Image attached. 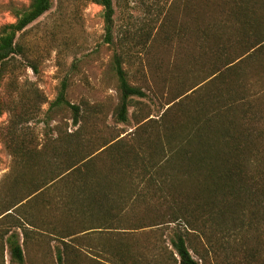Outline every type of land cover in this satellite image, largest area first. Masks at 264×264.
Wrapping results in <instances>:
<instances>
[{
  "label": "rangeland",
  "instance_id": "1",
  "mask_svg": "<svg viewBox=\"0 0 264 264\" xmlns=\"http://www.w3.org/2000/svg\"><path fill=\"white\" fill-rule=\"evenodd\" d=\"M224 1L112 0V44L108 45L104 42L100 6L91 0H51V9L16 36L21 53L0 73V214L24 192L23 187L13 186L15 176L24 174L25 168L12 156L10 139L17 146L22 142L26 149L37 150L82 126L88 151L111 141V145L141 148L145 152L141 155L155 157L161 150L152 147L168 150L171 137L187 131V128H173L177 123L182 125L193 117L214 115L220 98L225 105L228 103L224 91L235 88V84L240 98L253 95V114L249 113L252 123H243L253 134L263 135L260 139L252 138L249 144L257 151V158H250L248 171L264 183V65L246 67L243 82H236L234 78L213 80L221 64L217 61L219 50L228 60L243 51L236 45L238 41L230 29L224 34L226 39L219 43L215 35L225 28L218 32L221 26L207 25L218 23L222 12L215 3ZM28 4V0H0V27L14 23L13 10L24 11ZM259 17L263 22L264 14L260 13ZM202 29L206 33H201ZM114 54L120 56L128 82L146 94L143 99L131 98L126 123L116 120L120 93L112 66ZM63 82L65 100L80 107L82 118L76 127L67 107L48 111ZM168 121L174 131L162 128L163 125L167 128ZM145 141L144 146L148 144L151 149L143 146ZM220 142L223 144L216 146L225 147V142ZM97 156L102 158V153ZM131 159L129 154L128 160ZM169 161L172 160L161 162L162 169L160 166L148 168L151 174L138 167L127 169L115 177L116 180L122 177V186L106 185L112 197L117 194V202L125 204L126 218L117 228L127 229L100 230L68 240L80 255L75 264H110L107 249L115 244H123L128 250L125 263L119 261V264H171L174 250L170 238L173 232L183 231L182 225L167 223L171 210L188 206L190 214L201 224L202 209L195 208L189 200L194 192L191 189L196 185L191 177L165 174L174 167ZM64 183L53 185L47 196L51 199L59 193L67 194L61 188ZM177 192L183 194L181 205L173 204L171 199ZM140 196L146 199L145 203L137 201ZM32 204L0 216V244H4L0 248V264H14L10 262L6 246L10 234L18 236L24 264H56V250L62 247L60 241L49 235V231L43 232L25 223L34 225L41 219L47 224L43 230H47L48 226H60L67 221L60 216L57 201L50 204L56 210ZM110 210L115 213L122 209ZM253 212L251 216L239 217L243 222H239V227L218 217L206 221L204 233L185 236L192 258L198 264H264V208Z\"/></svg>",
  "mask_w": 264,
  "mask_h": 264
},
{
  "label": "trees",
  "instance_id": "2",
  "mask_svg": "<svg viewBox=\"0 0 264 264\" xmlns=\"http://www.w3.org/2000/svg\"><path fill=\"white\" fill-rule=\"evenodd\" d=\"M91 1L102 8L104 42L110 45L112 44L114 15L112 0ZM28 2L26 10H13L14 23L4 24L0 27V73L16 55L21 53V49L16 43V36L49 11L52 6L51 0H28ZM215 7L222 12L218 17V23L207 25L221 26L218 32H222L225 28L221 34L215 35V39L221 43L225 38L224 34L226 35L230 29L234 39L238 41H236V45L242 47L243 51L228 60V57L224 56L225 53L219 50L217 61L221 64L220 68L215 71L216 76L213 80L234 78L236 82H243L242 75L247 70L246 67L253 68L255 64L264 65V21L262 22L263 18L259 17L260 13L264 14V0H225L222 3H215ZM201 33L206 32L202 29ZM122 64L120 56L114 54L112 66L120 93L116 111L118 123L127 122L131 98L143 99L146 97L141 89L128 82ZM33 69L35 70V68ZM65 92L66 84L63 82L55 100L49 104L48 111L54 107H67L71 112L72 125L76 127L82 118L80 107L67 102ZM224 93L227 95L228 103L226 105L220 98L213 111L215 112L214 115L209 113L204 117H193L191 121L182 122V125L177 123L173 128L178 130L187 128V131L185 134H180L181 136L171 137L167 142L168 150L165 147H152L154 150H161L156 153L155 157L141 155L140 153H145L141 148L136 150L123 146L119 147V143L111 145L109 144L111 141L88 151L87 146L84 145L86 140L82 135V126L66 136H58L51 143L37 150L36 148L26 149L22 142L17 146L14 139H10L9 149L12 156L16 158L17 162L21 161L18 164L20 163L22 169L25 168L24 174L15 176L13 186L23 187L24 192L23 196L6 208L0 216L20 206H29L30 203L38 208L40 206L42 209H47L50 204L57 201L56 205L59 207L60 216L62 215L66 219L67 224L60 223V226L53 224L50 228L48 226L47 230H43L47 224L41 219H38L34 225L25 224L43 232L49 231L47 232L49 235H53L60 241L62 247L56 250V264H75L80 255L76 249H72V245L67 242L68 240H72L80 234L86 235L95 231L100 232V230L102 232H122L127 229L117 228L122 226L125 221L126 211L123 208L125 204L122 203L123 201L117 202V194L112 197L113 194L106 185L122 186L124 183L121 182L122 177L118 180L115 177L118 174L123 175V171L138 167L140 171H147L151 174L148 168L154 169L160 166L161 162L170 159L173 162L167 163H172L174 167L171 168V171L166 170L165 174L175 177L177 175L191 177L196 185L195 189H191L194 192L192 197L189 196V200L194 202L195 208L202 209L199 214L201 224H198V221L190 214L188 206H184L185 210L188 207L187 212L183 207L177 206L171 210L170 221L167 223L182 225L183 230L173 232V236L170 238V245L174 250V255L171 254V264H198L190 255L185 236L193 233H204L206 221L209 222V220L218 219V217L223 220H230L239 227V222L243 223L239 217H243L245 214L247 217L248 214L251 216L254 213L253 210L264 208V183L248 171L250 158L253 156L254 159L257 158L255 156L257 151L253 150V147H249V144L252 138L260 139L263 135L258 132L253 134L246 129L244 124L247 121L252 123V116H249V113H252L251 98L253 95L251 98L248 95L240 98L236 84L235 88L226 89ZM216 98L219 99L218 96ZM238 112L240 113L239 116L237 115ZM0 113H2L1 106ZM169 123L168 121L167 128L164 125L162 128L173 130ZM10 137H13L11 133ZM220 141L225 142V147L216 146V144L222 143ZM146 143V141L143 142V146ZM144 147L147 150L150 148L148 144ZM96 152L98 153L95 154ZM101 153L102 158L97 156ZM129 154L132 155L131 160H128ZM157 159L159 160L156 161ZM101 161L102 165L100 164ZM159 169L162 167L160 166ZM25 174H29L27 175L29 177L27 178ZM142 180L140 178L141 183ZM63 182L65 183L61 188L67 190V194L59 193V196L50 199L46 192L53 185L57 187ZM66 183H69L70 186H67ZM71 190H75V192L72 193ZM195 195L199 196L196 198ZM182 196L183 194L180 192L173 195L171 197L173 204L181 205ZM137 201L143 204L146 199L140 196ZM112 207H119L122 210L113 213L110 210ZM50 208L56 210L54 206ZM248 220L250 223L249 218ZM76 227H79V230H75ZM81 227L83 228L81 229ZM6 243L10 262L24 264L18 236L10 234L6 238ZM3 246L4 244H0L1 249ZM107 254L110 264H119V261L125 263L124 259L127 258L128 250L123 244H115L108 246Z\"/></svg>",
  "mask_w": 264,
  "mask_h": 264
}]
</instances>
